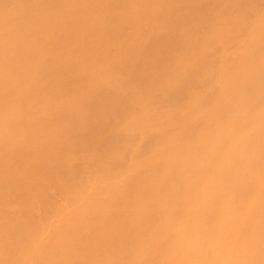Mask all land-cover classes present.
<instances>
[{"label": "bare ground", "instance_id": "1", "mask_svg": "<svg viewBox=\"0 0 264 264\" xmlns=\"http://www.w3.org/2000/svg\"><path fill=\"white\" fill-rule=\"evenodd\" d=\"M0 264H264V0H0Z\"/></svg>", "mask_w": 264, "mask_h": 264}]
</instances>
